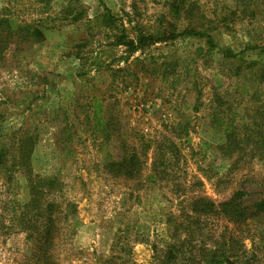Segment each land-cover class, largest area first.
<instances>
[{"label":"rangeland","instance_id":"rangeland-1","mask_svg":"<svg viewBox=\"0 0 264 264\" xmlns=\"http://www.w3.org/2000/svg\"><path fill=\"white\" fill-rule=\"evenodd\" d=\"M176 16L207 36L132 49ZM3 20L40 35L0 26V264H264V217L222 207L264 191V0H0ZM49 180L41 259L23 205Z\"/></svg>","mask_w":264,"mask_h":264},{"label":"trees","instance_id":"trees-1","mask_svg":"<svg viewBox=\"0 0 264 264\" xmlns=\"http://www.w3.org/2000/svg\"><path fill=\"white\" fill-rule=\"evenodd\" d=\"M172 6L175 10H177L178 14L186 11L183 6H181L178 3H175V1L172 3ZM104 7V6H103ZM105 10V8H104ZM107 10H105L106 12ZM107 14H109L107 12ZM173 22L166 27H164V30L162 33L157 34H143L140 33L138 37V44L135 46L134 50L142 49L144 47H149L157 43L167 41L175 40L179 37H185V38H198L207 36V31L202 32L195 30L193 28H187L183 30H179L176 26L177 21L180 19V16H176L175 18H171ZM7 25L10 30L13 28L16 29L18 35H22L24 32L27 35V39L32 42H37L39 40V33L37 31L30 32L27 30H22L18 28L13 21L3 20L0 21V26ZM39 34V35H38ZM36 37H38L36 39ZM124 37V36H122ZM158 37V38H157ZM42 38V37H41ZM42 41V40H40ZM207 44L212 48V40L208 38ZM264 50V48L259 49ZM133 51V50H131ZM231 55V54H230ZM228 57V56H227ZM230 57V56H229ZM258 63L251 61L248 64L249 68L257 66ZM239 71V70H238ZM260 75L264 77V73L260 72ZM96 114V112H95ZM54 185V180H49L45 184L42 183V186L45 187V189L48 191L45 193H39L34 194L31 192L30 201L26 204H24L23 209L30 210L34 212V215L32 218L29 219V224L27 231L29 238L36 237L35 243L36 247L35 250L38 253L37 256L39 258L43 259L44 257H47L46 254L48 252V248L51 246L52 241V227H53V221L55 216H59L60 213L53 212V209L55 208L57 210V204L54 200L47 199V194L49 193V189ZM264 191L255 192V194H259L257 198L251 199L250 192H247L245 190H241L237 194H235L228 202H225L222 204L224 212H231L233 213V217L237 221H245L248 219H258L264 217ZM198 204H204L203 202H198ZM23 220L25 222H28V217L24 216ZM33 239V238H32ZM31 241V240H30Z\"/></svg>","mask_w":264,"mask_h":264},{"label":"crops","instance_id":"crops-1","mask_svg":"<svg viewBox=\"0 0 264 264\" xmlns=\"http://www.w3.org/2000/svg\"><path fill=\"white\" fill-rule=\"evenodd\" d=\"M65 65H66V64H62V66H65ZM68 74H69V73H68ZM68 74L65 72V74H63V75H68ZM68 76H69V75H68ZM24 202H25V201H24ZM24 202H23V203H24Z\"/></svg>","mask_w":264,"mask_h":264}]
</instances>
